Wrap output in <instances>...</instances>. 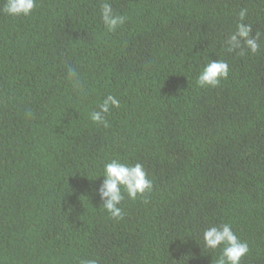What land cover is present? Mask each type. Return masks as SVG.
Masks as SVG:
<instances>
[{
  "label": "trees",
  "instance_id": "trees-1",
  "mask_svg": "<svg viewBox=\"0 0 264 264\" xmlns=\"http://www.w3.org/2000/svg\"><path fill=\"white\" fill-rule=\"evenodd\" d=\"M4 2L0 264H213L203 232L222 223L249 246L240 264H264V0H36L20 17ZM105 2L126 17L114 32ZM244 8L256 54L227 51ZM208 60L229 75L198 87ZM108 95L104 127L89 114ZM113 159L153 184L124 193L120 220L99 195Z\"/></svg>",
  "mask_w": 264,
  "mask_h": 264
},
{
  "label": "clouds",
  "instance_id": "clouds-1",
  "mask_svg": "<svg viewBox=\"0 0 264 264\" xmlns=\"http://www.w3.org/2000/svg\"><path fill=\"white\" fill-rule=\"evenodd\" d=\"M36 7V0H5L3 12L12 17L29 16ZM248 15L246 8L238 13L239 22L236 30L231 33L225 41L228 52L247 49L252 54H256L260 49L261 34L257 32L252 35V25L245 23ZM100 16L104 27L109 32H114L118 27L125 23L126 17L118 15L113 11L110 3H103L100 9ZM229 75L228 64L223 60H208L201 68L196 77L198 87H217L220 82ZM69 78L73 80L74 86L78 79V74L74 69H69ZM119 100L108 95L99 105L98 111L89 114L90 120L94 124H101L109 127L106 116L113 108H119ZM104 177L99 195L103 201L102 207L112 219L120 220L123 218V209L120 207L124 200V193L129 200L135 201L138 197H144L146 193H151L153 184L148 178L144 167L140 163L129 165L121 163L118 159H113L104 165ZM146 202V201H145ZM204 246L210 250L221 248V254L213 264H240L243 257L249 252V246L242 242L233 232L232 226L222 223L219 226H210L203 232ZM81 264H97L96 259L82 261Z\"/></svg>",
  "mask_w": 264,
  "mask_h": 264
}]
</instances>
